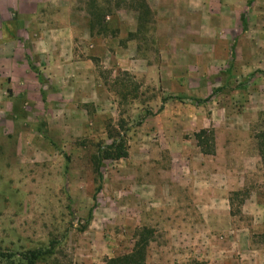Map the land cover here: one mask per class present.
<instances>
[{
  "label": "rangeland",
  "instance_id": "obj_1",
  "mask_svg": "<svg viewBox=\"0 0 264 264\" xmlns=\"http://www.w3.org/2000/svg\"><path fill=\"white\" fill-rule=\"evenodd\" d=\"M145 1L138 32L131 0H0V264L49 247L44 264H104L143 227L145 264H264V0ZM93 2L112 15L90 30ZM121 135L94 201L93 157Z\"/></svg>",
  "mask_w": 264,
  "mask_h": 264
},
{
  "label": "trees",
  "instance_id": "obj_2",
  "mask_svg": "<svg viewBox=\"0 0 264 264\" xmlns=\"http://www.w3.org/2000/svg\"><path fill=\"white\" fill-rule=\"evenodd\" d=\"M88 7H89V16H90L89 19L90 30L95 28V23H98V25H100L99 24L100 22H102L106 17L112 15V10H103L99 8V6L95 2L89 4ZM119 7L120 6H117L116 9L118 10ZM126 8L134 11L137 14L138 32L139 30H141V28L151 23L152 13L145 0H131L130 6H127ZM240 21L243 25H245L246 19L244 15L240 16ZM28 66L36 76L38 83L41 86H43L45 79L42 76V74L39 72L37 68L34 67V65L30 61H28ZM259 73L264 77V72H259ZM244 86L245 84H241L237 86L235 89L239 90L244 88ZM222 91L223 88L215 89L212 91L211 95L204 100L197 99L194 97H189L183 94L172 95L162 100V104L158 112L162 111L163 107L170 101H176L182 104L190 103L193 106L205 105L208 102H210V100L213 97H215ZM40 94L42 98L45 97V93L43 89L40 90ZM8 97H12L11 90H8ZM13 113L16 116H20L19 112H17L15 108H13ZM151 115H153L152 111L149 110L146 111L145 116L141 118L135 124V126L137 127L141 125L144 122V119ZM257 128L258 130L254 131L253 138L256 141L257 155L259 157L261 166L264 170V111L259 115ZM123 137L124 136L121 135L118 136L116 139L112 138L111 143L109 145H104L99 147L93 157L92 160L93 174L95 176V181L98 183V186L95 189V193L93 196L94 201L96 200V196L101 190L102 175L100 169L103 161L104 160L118 161L127 158L128 154L125 148V142ZM193 138L196 142V146L198 147L202 155L204 156L215 155V137L213 130H206V129L200 130L199 132L193 135ZM237 194L238 193H232L231 196L233 197ZM91 218H92V210L88 212L87 219L85 221L86 225L90 223ZM152 238H153V233L150 229L143 227L136 230L134 234V242L131 250L127 254H123L121 256L106 258L104 260V264H145L147 258V249L149 247L150 242L152 241ZM54 251L55 250L53 247H49L46 249L29 250L25 253V255L21 260L24 261L25 264H44L55 255Z\"/></svg>",
  "mask_w": 264,
  "mask_h": 264
},
{
  "label": "crops",
  "instance_id": "obj_3",
  "mask_svg": "<svg viewBox=\"0 0 264 264\" xmlns=\"http://www.w3.org/2000/svg\"><path fill=\"white\" fill-rule=\"evenodd\" d=\"M43 1L51 2V1H53V0H43ZM147 1H148V3H149L150 0H147Z\"/></svg>",
  "mask_w": 264,
  "mask_h": 264
}]
</instances>
